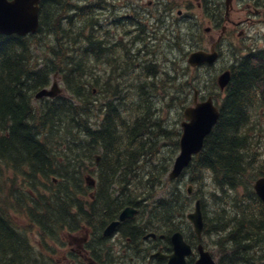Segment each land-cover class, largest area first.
Wrapping results in <instances>:
<instances>
[{"label": "trees", "instance_id": "trees-1", "mask_svg": "<svg viewBox=\"0 0 264 264\" xmlns=\"http://www.w3.org/2000/svg\"><path fill=\"white\" fill-rule=\"evenodd\" d=\"M76 13L70 0H44L38 34L0 35V264H45L43 254L29 246L27 233L18 228L12 214H22L39 229L43 240L55 241L63 230L106 223L116 216V210L138 203L130 199L131 185L123 181L121 171L126 167L125 176L132 178L135 170L147 165L143 157H158L159 151L147 149L153 147L150 135L172 129L160 118L161 109L155 110L151 102L150 111H145L142 102L152 100L162 87L147 93L144 87L134 91L128 82L129 76L137 80L133 75L140 73L135 58H131L133 75L120 69L112 73L106 88L99 86L96 67L88 65L90 51L97 44L92 36L93 16L86 21ZM85 37L87 46L84 43L80 52L79 42H85ZM35 47L44 49V55L35 56ZM108 53L101 51L97 58L109 57ZM250 59V64L233 71L225 98L218 100L221 117L187 172L192 184H203L212 177L213 186L225 194L221 198L212 191L207 203L201 198L203 212L207 205L206 234L212 227L217 232L224 226L235 228L223 240L215 238L218 264H264V204L254 190L256 180L264 177V128L252 111L257 103L264 104V63ZM55 75L69 96L36 102V93L49 86ZM147 76L160 77L156 73ZM99 100L105 104H98ZM130 101L131 108L126 105ZM189 101L178 100L182 110ZM126 110L133 113L132 119L135 112L137 117L125 122L121 117ZM173 125L174 145L179 147L180 124ZM97 152L102 156L101 181L110 188L105 190L98 183L96 203L87 209L77 194L83 192L85 164L95 162ZM151 177L157 180L155 174ZM53 178L59 182L55 184ZM174 191L181 194L175 196V203L187 195L183 184ZM159 205L163 212L176 210L173 201ZM167 221L173 224V217Z\"/></svg>", "mask_w": 264, "mask_h": 264}, {"label": "flooded vegetation", "instance_id": "flooded-vegetation-1", "mask_svg": "<svg viewBox=\"0 0 264 264\" xmlns=\"http://www.w3.org/2000/svg\"><path fill=\"white\" fill-rule=\"evenodd\" d=\"M91 12L96 14L93 34L97 49L105 43L102 39L108 42L112 70L130 67L131 58L145 61L153 50L148 41L156 48L158 37L166 38L170 50L188 58L214 49L222 69L231 72L250 64L248 56H257L259 59H253L264 63L260 59L264 49L258 50L259 42L264 41V0H97ZM137 56L140 58L136 59ZM196 70H207V65ZM134 220L122 222L110 238L104 237L106 228L100 235L95 233V243L81 248L80 259L93 264H169L172 235H160L152 241H146L142 235L143 241L131 231L130 223ZM188 244L193 254L186 264H196L201 244L198 239L189 240ZM134 253L135 257H129Z\"/></svg>", "mask_w": 264, "mask_h": 264}, {"label": "rangeland", "instance_id": "rangeland-1", "mask_svg": "<svg viewBox=\"0 0 264 264\" xmlns=\"http://www.w3.org/2000/svg\"><path fill=\"white\" fill-rule=\"evenodd\" d=\"M81 2L80 0H78ZM82 3V2H81ZM93 3V0L89 1L87 4ZM86 4V3H84ZM93 30V27H92ZM94 31V30H93ZM262 39V37H260ZM149 46L153 47V50L151 52V59L156 60L155 62L160 63L162 66L156 65L159 67V69H162L163 72V79L160 82V85H162V90L156 91L154 94V98L152 100H142V102L145 104V111H150L149 104H152L155 106L154 109L156 110L161 109L160 112V118L166 121L167 126L172 125V129L166 130L170 131L165 134L160 133L158 135H161V137H152L150 135L152 140L153 147H148L147 149L149 151H159L158 157L149 158V156L146 155V157H143V160H147V165L143 168H139L138 170H135L133 173V177L131 176L127 177L125 174H127V168L125 167L121 173H124L122 179L124 182H128L131 187L130 190L132 193L129 194L130 199L134 202L137 200L139 203L143 202V200H147L144 202L145 206L147 208L144 210V215L149 218H156L159 220V216L161 213H164L168 217H173V224L181 230L185 231V234L187 235V232H190L192 234V230L190 228V223L187 219V215L191 212H193V209L195 207V203L200 200L201 198H204L207 203V198L209 193L213 191L214 194L216 192L221 196V198L225 197V194H222L218 189H216L215 186H213L214 182L212 177H207V180L204 181L203 184H192L190 182L191 174L187 175L185 174L177 183L172 182L169 179V173L172 170L173 162L178 155L179 151L177 150V147L175 149L174 142L177 140L176 131L174 130V123L177 122L181 125V123L185 120L183 116V111L181 105H179L178 100H190L188 104H186V107L192 106V102L194 100L195 91H199V98H208L213 97L216 98V102L219 104V101L224 98V94L219 90V87L217 85V79L220 74L223 73V65L219 64L216 66V68H212L207 70L206 72H194L191 68L189 70L187 69V66H190L188 64V56L183 53H178L175 50H170L172 48H168V42L166 41V38L164 37H158L156 40L157 47L154 48L156 45L152 43L151 41H148ZM84 42H79V51L82 50ZM85 46L86 43H85ZM81 48V49H80ZM102 51L105 53H108L110 51L109 45L102 46ZM264 49V41L259 42V49ZM47 50V49H45ZM83 51H86L83 50ZM108 51V52H107ZM173 51V52H172ZM186 51V50H185ZM35 56L44 55V49L40 50L39 48L34 49ZM81 52V51H80ZM182 52H184L182 50ZM109 57L105 54L102 55L100 58H96V56L93 54L91 58V62L88 63L90 67H96L95 71H97L98 77L100 79V87L103 89L106 88V82L110 79L112 73L114 72L109 65H111L110 61L113 59H110L112 52L108 53ZM40 59V57H38ZM120 61H124L125 58H117ZM150 57L145 58L146 64L151 65ZM129 59L127 60V62ZM132 63V62H131ZM148 67L149 71L153 72L155 70V67ZM179 68H183V70L179 71ZM129 72H132V75L135 73V71L131 70L130 67L120 68ZM192 70V71H191ZM140 74V73H139ZM138 73L133 75V78L135 77L137 80H133L130 78L128 74L125 73V77H128V82L131 84V87L134 91H137L138 87H144L147 89V93L153 92V90L158 86L159 81L151 78L150 76H147L150 73L144 74L140 76ZM169 75V76H167ZM124 77V74L122 75V78ZM177 78V80H175ZM51 84L48 86L49 89H53L54 84L57 83L59 86L60 94L57 96H69L68 93L65 90V85L63 82L57 78L52 77ZM105 85V86H104ZM93 89H96V92H98V88L95 87ZM141 89V88H139ZM138 89V90H139ZM156 96H159L161 100H155ZM99 99H102V96L99 95ZM219 100V101H218ZM192 101V102H191ZM48 102V101H46ZM110 102V100L108 101ZM98 104H105L104 102H101V100L98 101ZM107 104V103H106ZM129 108L132 106V102L130 101L128 104H126ZM100 107V106H99ZM121 111V110H120ZM253 115L256 117L257 120H259L260 125L264 128V104L257 103L256 106L253 108ZM97 112L101 113L100 110H97ZM96 115V114H95ZM138 113H134V117H137ZM151 115V114H150ZM157 115V113H155ZM133 113L131 111H124L123 115L121 117L122 120L125 122H131ZM154 116V115H153ZM174 131V132H173ZM181 131V126H180ZM149 138V136L147 137ZM150 139V138H149ZM150 140V142H151ZM254 140H256L254 138ZM62 145V144H60ZM149 146V145H148ZM99 156L101 155L99 152H97ZM146 153V152H143ZM264 154V152L262 153ZM112 159L110 158V162ZM93 163V164H92ZM107 166V162H104L103 167ZM85 167L89 170L95 169V162H87L85 164ZM87 169L84 172V177L89 178L90 172L87 171ZM126 170V172H125ZM167 172V173H166ZM139 174V175H138ZM152 174L156 175L157 180H152ZM94 178H98L97 174L93 175ZM94 178H91V182H95ZM155 178V179H156ZM133 179V180H132ZM132 180V181H131ZM59 181V180H58ZM184 183V187L188 191L190 187L193 188L192 194H182L183 200L180 203H175V196H179L181 194L174 193L176 187L179 184ZM127 184V185H129ZM186 184V185H185ZM129 185V186H130ZM20 183H17V188L20 189L21 187ZM113 187V186H112ZM24 188V187H23ZM114 188V187H113ZM82 193L77 194V196L82 199V203H84V197L86 199L91 195L95 194L97 191L95 189H89V185L87 181L83 183L82 187ZM197 192H202V194H206V196L201 195L198 197ZM153 194L154 197H158L165 203L168 202H174V208L176 210H172L171 214L170 212H163L161 205H159L154 198H152L151 201L148 199L149 194ZM242 190L239 192V197L241 196ZM123 195V193H122ZM121 195V196H122ZM232 195V194H228ZM124 198V197H122ZM88 202V201H85ZM177 204V205H175ZM138 208V206H135ZM140 207V205H139ZM150 209V211H149ZM161 209V211H160ZM180 211V212H179ZM160 212V213H159ZM156 213V214H155ZM204 213L207 215V205L204 207ZM13 219L15 220L18 228L22 231H25L27 233V239L28 244L31 247H34L38 249L43 256L47 257L46 260L51 261V264H69V262H74L75 259H70L71 256L69 253L73 252L74 254H77L79 250V245H83L82 240L84 239L86 232L88 230V226L84 223L81 224L76 230L69 231L67 233V230H63L59 233L58 241H62L61 243H58L57 240H44L41 238V235L39 233V229L31 226L26 218L19 213L12 214ZM166 220V219H165ZM178 220V221H177ZM172 225V224H171ZM173 226V225H172ZM156 229H155V228ZM163 227H166V221H160L159 223L157 221H154L151 224V227L148 229V231L153 230H159L160 232L166 231V228L163 229ZM211 229V228H210ZM163 230V231H162ZM228 230V231H227ZM222 231V232H221ZM234 232L235 228L231 227V230L229 227H222L217 232L213 230V227L211 229V232L207 234V236L204 239V244L206 246V249L210 251L212 254H214L217 251L216 243V237H219L221 239L230 236V232ZM158 232V231H157ZM217 233V234H215ZM62 243L65 245L63 246ZM117 253H120L117 251ZM215 256V255H214ZM118 257V256H117ZM122 258V257H119ZM215 259H217V256H215ZM120 260V259H119ZM126 264H128L126 262ZM133 264V262H131Z\"/></svg>", "mask_w": 264, "mask_h": 264}, {"label": "water", "instance_id": "water-1", "mask_svg": "<svg viewBox=\"0 0 264 264\" xmlns=\"http://www.w3.org/2000/svg\"><path fill=\"white\" fill-rule=\"evenodd\" d=\"M40 3L41 0H0V34L26 36L37 33L40 26ZM215 57L210 54L198 53L191 57L190 63L193 65L203 61L210 63ZM230 80V73L223 74L219 79L221 88H225ZM56 86L57 84L54 87ZM57 93V90L44 89L38 93L37 98L55 97ZM184 115L186 121L182 123L181 152L176 158L174 168L170 174L171 179L180 177L191 164L193 157L202 151L205 139L217 124L221 113L210 98L202 103L195 100L194 106L187 108ZM254 188L264 202V178L259 179ZM134 213L135 211L132 209L126 210L121 215V221H124L127 217H132ZM188 218L193 223L197 235L201 237L204 222L200 202L196 204L195 212L189 214ZM118 225L119 222L111 224L106 231V235H111ZM172 242L175 253L170 256V264H185L186 256L192 253L189 245L184 241L181 233L174 234ZM199 248L201 257L196 264H215L210 252L204 251L202 246Z\"/></svg>", "mask_w": 264, "mask_h": 264}, {"label": "bare ground", "instance_id": "bare-ground-1", "mask_svg": "<svg viewBox=\"0 0 264 264\" xmlns=\"http://www.w3.org/2000/svg\"><path fill=\"white\" fill-rule=\"evenodd\" d=\"M95 25H96V24L93 25V30H94L95 27H96ZM103 45H104V44H103ZM106 45H109L108 42H105V46H106ZM80 49H81V48H80ZM119 53H120V52H119ZM137 58H140V56H137L136 59H137ZM139 88H142V87H138L137 90H138ZM105 132H106V131H105ZM167 132H170V131H166L165 133H167ZM173 132H174V131H173ZM111 135H112V134H111ZM116 135H117V133H116ZM116 135H115V136H116ZM158 136L161 137V135H158V134L155 135V136L152 135V137H158ZM152 137H150V140H151ZM240 138H241V137H240ZM116 139H117V137H116ZM121 142H122V141H121ZM148 143H149V142H148ZM150 144H152V140H151ZM149 158H150V157H149ZM96 174H97L98 178H94V177H93V175H96ZM138 175H139V174H138ZM89 178H94V180L97 181L99 184H101V185H102V188L105 189V190H107V188H108V189L110 188V184L107 186V183H106V184L102 183V181H101V180H102V178H101V173H100V171H99L98 169H94V170L92 171V173L89 174ZM203 178H204V177H203ZM203 178H202V179H203ZM124 190H125V189H124ZM123 192H124V191L122 190V191H121V194H122ZM192 193H193V192H192ZM192 193H191V194H192ZM232 193H233V192H232ZM230 194H231V193H230ZM216 195H219V194L216 192ZM122 197H123V196H122ZM64 200H65V199H64ZM232 203H233V202H232ZM228 204H229V203H228ZM230 204H231V203H230ZM139 205H140V203L138 202V203L133 204V205H131V206L134 207V208H137V207H135V206H138V208H139ZM149 211H150V209H149ZM160 211H161V210H160ZM238 211H239V210H238ZM179 212H180V211H179ZM159 213H160V212H159ZM166 213H167V212H166ZM144 214H145V213H144ZM155 214H156V213H155ZM170 214H171V212H170ZM172 214H173V213H172ZM221 214H222V213H221ZM160 215H163V218H162L161 216H159V220H161V221H165V219H166V220L168 219V213H167V215H165L164 213H161ZM98 216H99V215H98ZM98 216H97V218H98ZM227 216H228V215H227ZM155 219H156V218H155ZM95 220H97V219H95ZM221 225H222V224H221ZM215 228H216V227H215ZM139 229H140L139 227H136V226H135L133 229H131V231L133 230V233H134V234H137ZM214 232H215V231H214ZM221 232H222V231H221ZM207 234H208V233H207ZM219 236H220V235H219ZM222 240H223V239H222ZM229 244H230V243H229ZM235 249H236V248H235ZM258 249H259V248H258Z\"/></svg>", "mask_w": 264, "mask_h": 264}]
</instances>
